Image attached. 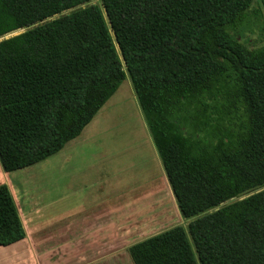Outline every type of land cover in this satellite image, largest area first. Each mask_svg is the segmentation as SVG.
Masks as SVG:
<instances>
[{"label":"trees","instance_id":"16d2710c","mask_svg":"<svg viewBox=\"0 0 264 264\" xmlns=\"http://www.w3.org/2000/svg\"><path fill=\"white\" fill-rule=\"evenodd\" d=\"M253 1L0 0L2 170L58 153L128 79L187 221L131 246L132 263L264 264V48L228 30ZM221 80L246 124L232 147L194 156L164 116ZM24 237L0 185V246Z\"/></svg>","mask_w":264,"mask_h":264},{"label":"crops","instance_id":"0c3cea01","mask_svg":"<svg viewBox=\"0 0 264 264\" xmlns=\"http://www.w3.org/2000/svg\"><path fill=\"white\" fill-rule=\"evenodd\" d=\"M137 113L163 184V193L180 215L142 113L139 109ZM69 142L47 158L50 161L61 155L58 161L49 164L46 176L39 180L11 182V174L26 168L5 173L0 166V185H7L25 232L24 239L0 246V264H133L128 249L155 235L151 234L157 231L151 229L153 219L159 221L162 213L153 217L149 210L146 218L143 204L145 195L150 199L157 193L152 194L150 189L139 191L142 194L135 189L133 192L123 190L128 186L124 180L123 185L118 179L119 182H114L113 167L91 162L92 154L98 153V146L83 147L81 161L71 162L65 153H79V149L67 147L64 150ZM148 207L151 209L150 204Z\"/></svg>","mask_w":264,"mask_h":264},{"label":"rangeland","instance_id":"374dc122","mask_svg":"<svg viewBox=\"0 0 264 264\" xmlns=\"http://www.w3.org/2000/svg\"><path fill=\"white\" fill-rule=\"evenodd\" d=\"M228 30L249 50L263 49L264 9L261 1L254 0L242 19ZM137 109L139 106L130 82L126 79L83 128L81 134L69 142L64 150L67 147L79 149V153L72 151L65 155L71 158V162H80L84 156L81 154L83 147L98 146V153L95 151L92 154L91 162L113 167L114 182L120 181L119 184L122 185L125 182L128 186L123 190L133 192L135 189L142 194L139 191L145 189L148 192L150 189L152 194L157 193L151 195L150 199L149 195H145L146 203L143 204L146 218L149 210L153 217L158 212L162 213L159 221L153 219L151 229L157 231L151 234L156 235L175 226H185L187 221L180 223L181 216L177 210H173L174 204L163 193V184ZM164 118L165 130L170 138L182 140L190 154L204 157H212L220 150L232 147L246 124L242 107L233 97L231 86L225 80L213 84L206 92L186 96ZM145 128L147 129L146 126ZM60 156L52 157L50 161L45 159L34 167L11 174L9 180H39L46 176L49 164L58 161ZM148 200L151 209L148 207Z\"/></svg>","mask_w":264,"mask_h":264},{"label":"water","instance_id":"95a60500","mask_svg":"<svg viewBox=\"0 0 264 264\" xmlns=\"http://www.w3.org/2000/svg\"><path fill=\"white\" fill-rule=\"evenodd\" d=\"M16 35V34H15ZM11 35H9V36H6L4 39H6V38H8V37H10Z\"/></svg>","mask_w":264,"mask_h":264}]
</instances>
